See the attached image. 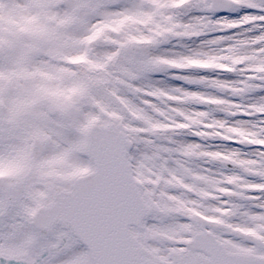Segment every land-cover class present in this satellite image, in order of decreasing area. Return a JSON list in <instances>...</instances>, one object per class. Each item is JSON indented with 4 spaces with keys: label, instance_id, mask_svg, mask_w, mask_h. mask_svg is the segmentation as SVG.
Masks as SVG:
<instances>
[{
    "label": "snow or ice",
    "instance_id": "obj_1",
    "mask_svg": "<svg viewBox=\"0 0 264 264\" xmlns=\"http://www.w3.org/2000/svg\"><path fill=\"white\" fill-rule=\"evenodd\" d=\"M257 93L264 0H0V264H264Z\"/></svg>",
    "mask_w": 264,
    "mask_h": 264
},
{
    "label": "rangeland",
    "instance_id": "obj_2",
    "mask_svg": "<svg viewBox=\"0 0 264 264\" xmlns=\"http://www.w3.org/2000/svg\"><path fill=\"white\" fill-rule=\"evenodd\" d=\"M257 11L258 10H256V9L248 8V9H240V10H238L236 12H231V13H226V14L225 13L224 14L219 13V15H227V16H230V17L235 18V17H238L240 15H243L245 12H248V13H257ZM232 31L234 32V31H237V30L234 29ZM258 31H259V29H254L253 32L250 33V34L254 35ZM229 34L230 33H216V35H229ZM189 46L190 47L198 46V42L196 44H191L190 43ZM165 47H168V46L166 45ZM201 74H206V73H201ZM212 75H215V73H213ZM221 75H222V78H228V79H235V78H237L235 76V74H229L227 77H224L223 74H221ZM156 77L158 79L166 82V83H173V84L181 85L183 87H191V88H196L197 87L196 85H189V84H187V83H185L184 81H181V80H175V81L174 80H171V78L166 73H157L156 74ZM256 95L257 96L258 95H264V93H257ZM251 98L252 97H249L247 99H251ZM237 118H239V119H248V117H237ZM241 147H243L244 150H250L251 147H253V146H241Z\"/></svg>",
    "mask_w": 264,
    "mask_h": 264
}]
</instances>
